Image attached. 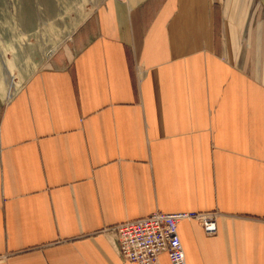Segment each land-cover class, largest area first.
Returning <instances> with one entry per match:
<instances>
[{"label":"crops","instance_id":"crops-1","mask_svg":"<svg viewBox=\"0 0 264 264\" xmlns=\"http://www.w3.org/2000/svg\"><path fill=\"white\" fill-rule=\"evenodd\" d=\"M156 210L219 213L187 264H264V0H108L0 74V264H137L110 228Z\"/></svg>","mask_w":264,"mask_h":264},{"label":"rangeland","instance_id":"rangeland-1","mask_svg":"<svg viewBox=\"0 0 264 264\" xmlns=\"http://www.w3.org/2000/svg\"><path fill=\"white\" fill-rule=\"evenodd\" d=\"M108 0H0V74L18 77Z\"/></svg>","mask_w":264,"mask_h":264},{"label":"built area","instance_id":"built-area-1","mask_svg":"<svg viewBox=\"0 0 264 264\" xmlns=\"http://www.w3.org/2000/svg\"><path fill=\"white\" fill-rule=\"evenodd\" d=\"M217 211L156 210L146 216L128 219L112 226L120 254L124 261L137 264H161L166 254L170 264H187L184 246L179 234V223L195 219L208 235L218 232Z\"/></svg>","mask_w":264,"mask_h":264},{"label":"bare ground","instance_id":"bare-ground-1","mask_svg":"<svg viewBox=\"0 0 264 264\" xmlns=\"http://www.w3.org/2000/svg\"><path fill=\"white\" fill-rule=\"evenodd\" d=\"M8 78V77H7ZM6 93V92H5Z\"/></svg>","mask_w":264,"mask_h":264}]
</instances>
